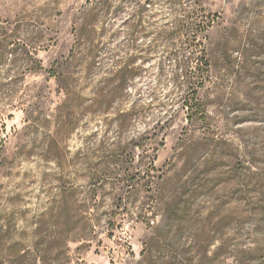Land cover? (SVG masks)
<instances>
[{"label": "rangeland", "instance_id": "374dc122", "mask_svg": "<svg viewBox=\"0 0 264 264\" xmlns=\"http://www.w3.org/2000/svg\"><path fill=\"white\" fill-rule=\"evenodd\" d=\"M0 264H264V0H0Z\"/></svg>", "mask_w": 264, "mask_h": 264}, {"label": "trees", "instance_id": "16d2710c", "mask_svg": "<svg viewBox=\"0 0 264 264\" xmlns=\"http://www.w3.org/2000/svg\"><path fill=\"white\" fill-rule=\"evenodd\" d=\"M201 63L204 65V66H207V63H206V61L202 58L201 59ZM191 92H192V101H193V103H195V106H196V103H197V98H196V91L195 90H191Z\"/></svg>", "mask_w": 264, "mask_h": 264}]
</instances>
